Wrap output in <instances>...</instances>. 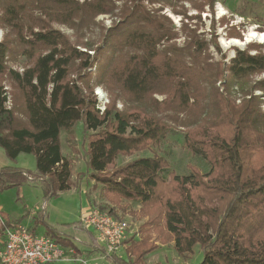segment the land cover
Wrapping results in <instances>:
<instances>
[{"label": "trees", "instance_id": "16d2710c", "mask_svg": "<svg viewBox=\"0 0 264 264\" xmlns=\"http://www.w3.org/2000/svg\"><path fill=\"white\" fill-rule=\"evenodd\" d=\"M174 1L181 0H124L119 22L95 42L85 28L112 13L116 0H0V147L11 161L36 157L35 171L0 167V190L39 181L48 199L72 189L61 132L83 119L90 178L106 201L139 202L146 218L140 237L127 241L128 257H109L114 264H148L170 242L185 259L201 245L199 264H264V78L255 80L264 73L263 46L236 48L229 62L222 55L216 63L195 34L178 47L171 19L152 6L181 14ZM97 86L109 95L104 109ZM175 127L204 155L207 172L190 165L179 175L158 154L115 167L119 156L151 149ZM17 224L0 212V239ZM46 234L79 251L48 224Z\"/></svg>", "mask_w": 264, "mask_h": 264}, {"label": "rangeland", "instance_id": "374dc122", "mask_svg": "<svg viewBox=\"0 0 264 264\" xmlns=\"http://www.w3.org/2000/svg\"><path fill=\"white\" fill-rule=\"evenodd\" d=\"M124 0H116V8L112 13L102 14L85 28L86 37L91 41L99 39L102 28L108 29L118 23L119 11ZM201 0L174 1L179 8L174 11L169 5L153 4L159 9V15L171 19L168 23L170 30L176 33L177 38L173 44L178 47L186 46L191 35L199 41H205L208 45L207 56L212 63L222 59V55L229 62L235 55V49H245L249 44L262 45L264 42L257 40L246 42V34L250 30L264 32V0H217L214 7L206 6L203 12L194 8ZM222 11V12H221ZM54 28L73 36L75 28L66 24H54ZM4 30L0 28V40ZM232 39L242 41V44H229ZM216 43L219 46L217 50ZM90 53H94L91 51ZM23 59L20 60V62ZM20 64L15 65L21 69ZM264 78V73L255 77V80ZM260 94V91H256ZM95 94L102 101V108L109 103V95L103 87L97 86ZM264 99V98H263ZM119 107H122L119 105ZM264 107V106H263ZM91 132L86 130L83 119L77 121L71 132L62 130L61 144L63 154L72 161L73 188L64 191L59 196L46 199L39 181L25 182L22 186H14L0 190V212L9 218L10 222H19L38 234H46V224L63 231V235L71 238L79 251L73 252V257L81 259L79 264H114L104 255V251L98 250L95 243L99 238L98 232L87 229L81 224L82 211L90 206L104 210H113V214L132 222L134 227L141 228L146 218L141 215V205L136 201H124L122 207L115 206L101 195L102 186L93 185L90 178L91 169L88 167V136ZM158 154L165 157L171 170L179 175L190 173V165L198 167L202 172L209 170V164L203 154H194L185 143V131L182 128H173L162 142L149 150L137 152L131 156H119L115 167H120L127 162L143 156ZM20 166L30 170H36V157L34 154L22 153L14 161H11L5 150L0 147V167L6 165ZM95 182V181H94ZM62 233V232H61ZM71 234V235H69ZM73 235V236H72ZM84 242L91 243L85 246ZM68 250L70 246H65ZM127 244L120 256L127 258ZM123 254V255H122ZM88 263L86 258H88ZM204 254L201 245H196L194 253L188 258L181 257L175 250L173 242L162 245L148 255V264H199Z\"/></svg>", "mask_w": 264, "mask_h": 264}, {"label": "built area", "instance_id": "2783aa9c", "mask_svg": "<svg viewBox=\"0 0 264 264\" xmlns=\"http://www.w3.org/2000/svg\"><path fill=\"white\" fill-rule=\"evenodd\" d=\"M81 222L87 229L93 228L98 232V240L108 258L120 256L127 241L140 237L138 227L110 210L91 207ZM74 251L68 250L45 233L38 234L23 224H17L8 228L0 239V264H61L81 261L73 257Z\"/></svg>", "mask_w": 264, "mask_h": 264}, {"label": "bare ground", "instance_id": "6f19581e", "mask_svg": "<svg viewBox=\"0 0 264 264\" xmlns=\"http://www.w3.org/2000/svg\"><path fill=\"white\" fill-rule=\"evenodd\" d=\"M222 12V11H221ZM251 40H257L261 43L264 42V32H257L255 30H250L247 34H246V42H249ZM243 42L237 39H232L231 42H229V44H242Z\"/></svg>", "mask_w": 264, "mask_h": 264}, {"label": "crops", "instance_id": "0c3cea01", "mask_svg": "<svg viewBox=\"0 0 264 264\" xmlns=\"http://www.w3.org/2000/svg\"><path fill=\"white\" fill-rule=\"evenodd\" d=\"M92 183H93V185H95L96 183L94 182V180L92 181ZM63 193V192H62ZM61 194V193H60ZM91 209V206L88 208V209H84L82 212V216H81V219H82V217H83V215L85 214V213H87L89 210ZM81 224H82V222H81ZM56 228V227H55ZM57 229V228H56ZM60 233L62 232L63 233V231L62 230H59V229H57ZM69 235H71V234H69ZM73 236V235H72ZM84 244H85V246H90V244L91 243H87V242H84ZM94 244H96L100 249H101V251H104V248H103V246H102V243H100V241L98 240V239H96V237H95V243ZM123 252V251H122ZM123 255V254H122ZM90 257H88V258H86V262L88 263V259H89ZM61 264H79V263H77V262H75V263H72V262H63V263H61Z\"/></svg>", "mask_w": 264, "mask_h": 264}]
</instances>
